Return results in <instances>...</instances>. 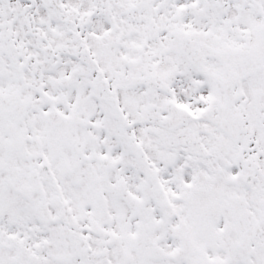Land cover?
<instances>
[{
  "label": "snow or ice",
  "instance_id": "1",
  "mask_svg": "<svg viewBox=\"0 0 264 264\" xmlns=\"http://www.w3.org/2000/svg\"><path fill=\"white\" fill-rule=\"evenodd\" d=\"M0 264H264V0H0Z\"/></svg>",
  "mask_w": 264,
  "mask_h": 264
}]
</instances>
